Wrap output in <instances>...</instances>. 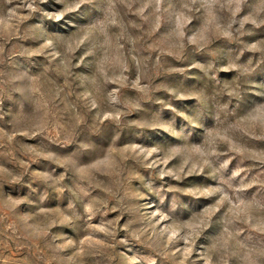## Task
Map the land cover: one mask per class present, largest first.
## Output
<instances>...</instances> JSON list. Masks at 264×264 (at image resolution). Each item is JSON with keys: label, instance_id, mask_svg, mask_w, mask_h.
Wrapping results in <instances>:
<instances>
[{"label": "rangeland", "instance_id": "1", "mask_svg": "<svg viewBox=\"0 0 264 264\" xmlns=\"http://www.w3.org/2000/svg\"><path fill=\"white\" fill-rule=\"evenodd\" d=\"M0 264H264V0H0Z\"/></svg>", "mask_w": 264, "mask_h": 264}]
</instances>
